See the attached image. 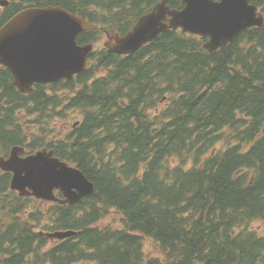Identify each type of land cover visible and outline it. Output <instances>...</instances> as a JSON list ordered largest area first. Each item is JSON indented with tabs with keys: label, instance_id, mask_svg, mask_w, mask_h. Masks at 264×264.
<instances>
[{
	"label": "trees",
	"instance_id": "trees-1",
	"mask_svg": "<svg viewBox=\"0 0 264 264\" xmlns=\"http://www.w3.org/2000/svg\"><path fill=\"white\" fill-rule=\"evenodd\" d=\"M10 1L0 25L58 5L99 29L77 39L96 45L78 78L0 88V155L53 150L95 191L76 205L27 197L17 218L0 208V264H264V27L213 53L178 30L119 56L104 35L127 34L160 0Z\"/></svg>",
	"mask_w": 264,
	"mask_h": 264
},
{
	"label": "water",
	"instance_id": "water-1",
	"mask_svg": "<svg viewBox=\"0 0 264 264\" xmlns=\"http://www.w3.org/2000/svg\"><path fill=\"white\" fill-rule=\"evenodd\" d=\"M182 3L184 9L172 10L169 0H162L126 36L108 35L106 47L111 53L133 54L161 34L182 29L183 33L208 37L204 47L215 52L232 43L242 31L264 27V15L249 0H182ZM97 29L62 7L28 8L0 29V64L12 70L15 84L23 92H29L36 82L71 80L74 74L86 69L87 56L93 50L92 45L78 46L77 36ZM23 151L16 147L9 160L0 158L3 170H20V179L12 186L22 195L75 204L94 192L93 184L84 174L69 168L53 151L44 149L21 158ZM56 190L64 193L63 200L57 198ZM73 235L74 232L68 231L49 236L63 240Z\"/></svg>",
	"mask_w": 264,
	"mask_h": 264
},
{
	"label": "flooded vegetation",
	"instance_id": "flooded-vegetation-1",
	"mask_svg": "<svg viewBox=\"0 0 264 264\" xmlns=\"http://www.w3.org/2000/svg\"><path fill=\"white\" fill-rule=\"evenodd\" d=\"M0 76H4L5 80L0 83V88L4 87L7 88L10 81L12 80V75L10 70L7 67L0 66ZM1 81V80H0ZM29 151L25 148V152L23 153L26 156ZM9 184L10 181L6 177H0V208L11 209L15 213V218L19 217L21 214L26 213V204L25 200L27 195H22L21 192L16 191L13 192L15 194V199L9 196ZM17 223V222H16Z\"/></svg>",
	"mask_w": 264,
	"mask_h": 264
},
{
	"label": "bare ground",
	"instance_id": "bare-ground-1",
	"mask_svg": "<svg viewBox=\"0 0 264 264\" xmlns=\"http://www.w3.org/2000/svg\"><path fill=\"white\" fill-rule=\"evenodd\" d=\"M0 158H2V159H4L5 161H7L8 159H7V157L5 156V154H3V155H0ZM64 163L69 167V168H75V169H77V170H79L80 172H82L80 169H78L76 166H72L71 164H69L68 162H66V161H64ZM0 171L2 172V173H4V174H11V181H10V191L13 193V192H16V191H18L17 189H14L13 188V183L14 182H17V181H19V179H20V170L18 169V168H16L15 170H13V171H7V170H3L2 169V167L0 166ZM83 173V172H82ZM87 178V177H86ZM27 190L26 191H31L28 187L26 188ZM58 193H60L61 195H62V198H60L59 196H58ZM57 198L58 199H64V193H61L60 191H58L57 192ZM30 197H32V198H34V199H37V200H42V201H45V202H51V203H54V202H52V201H48V200H44V199H42V198H38V197H36V196H34V195H29ZM26 214H27V212H26ZM26 216V215H25Z\"/></svg>",
	"mask_w": 264,
	"mask_h": 264
},
{
	"label": "rangeland",
	"instance_id": "rangeland-1",
	"mask_svg": "<svg viewBox=\"0 0 264 264\" xmlns=\"http://www.w3.org/2000/svg\"><path fill=\"white\" fill-rule=\"evenodd\" d=\"M15 195V194H14ZM37 200V199H36ZM38 201H41V202H45V201H42V200H38ZM48 203H50V202H48Z\"/></svg>",
	"mask_w": 264,
	"mask_h": 264
}]
</instances>
